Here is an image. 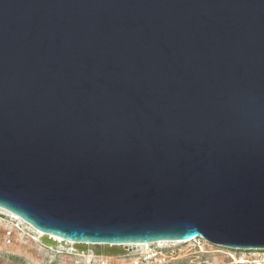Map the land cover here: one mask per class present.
Instances as JSON below:
<instances>
[{
	"label": "water",
	"instance_id": "1",
	"mask_svg": "<svg viewBox=\"0 0 264 264\" xmlns=\"http://www.w3.org/2000/svg\"><path fill=\"white\" fill-rule=\"evenodd\" d=\"M0 210L70 254L264 250V0H0Z\"/></svg>",
	"mask_w": 264,
	"mask_h": 264
},
{
	"label": "rangeland",
	"instance_id": "2",
	"mask_svg": "<svg viewBox=\"0 0 264 264\" xmlns=\"http://www.w3.org/2000/svg\"><path fill=\"white\" fill-rule=\"evenodd\" d=\"M37 235L23 221L0 212V264H101V260L108 264H235L229 249L202 238L157 243L142 246L130 255L94 259L91 252L79 256L47 246Z\"/></svg>",
	"mask_w": 264,
	"mask_h": 264
},
{
	"label": "built area",
	"instance_id": "3",
	"mask_svg": "<svg viewBox=\"0 0 264 264\" xmlns=\"http://www.w3.org/2000/svg\"><path fill=\"white\" fill-rule=\"evenodd\" d=\"M230 250V249H229ZM230 256L233 258L235 264H264V250H256L252 252L248 251H235V250H230ZM85 254V253H84ZM93 254V253H92ZM236 254H238L236 256ZM79 256L83 254H78ZM94 259L95 258H111V257H103V256H96L93 254L92 256ZM101 264H108L106 261L101 260ZM77 264H80L77 262Z\"/></svg>",
	"mask_w": 264,
	"mask_h": 264
},
{
	"label": "bare ground",
	"instance_id": "4",
	"mask_svg": "<svg viewBox=\"0 0 264 264\" xmlns=\"http://www.w3.org/2000/svg\"><path fill=\"white\" fill-rule=\"evenodd\" d=\"M0 212H4L5 214H7V215H9L11 218H13V219H15V220H18V221H22L20 218H18L17 216H15V215H13V214H10V213H8V212H5V211H2V210H0ZM37 233H38V235H37V237L39 238L40 236H42V233L41 232H39V231H36ZM56 240H59V241H62L61 239H56ZM194 240H196V239H194ZM193 241V240H192ZM187 242H191V241H187ZM146 247L147 245H138V249L140 248V247Z\"/></svg>",
	"mask_w": 264,
	"mask_h": 264
}]
</instances>
